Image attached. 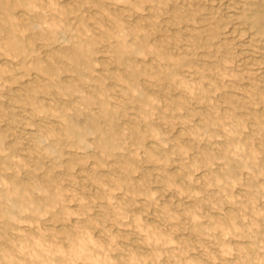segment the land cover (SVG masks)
<instances>
[{"label": "rangeland", "instance_id": "1", "mask_svg": "<svg viewBox=\"0 0 264 264\" xmlns=\"http://www.w3.org/2000/svg\"><path fill=\"white\" fill-rule=\"evenodd\" d=\"M0 264H264V0H0Z\"/></svg>", "mask_w": 264, "mask_h": 264}, {"label": "bare ground", "instance_id": "2", "mask_svg": "<svg viewBox=\"0 0 264 264\" xmlns=\"http://www.w3.org/2000/svg\"><path fill=\"white\" fill-rule=\"evenodd\" d=\"M255 13V12H254ZM247 17H248V14H247ZM37 76V75H36Z\"/></svg>", "mask_w": 264, "mask_h": 264}]
</instances>
